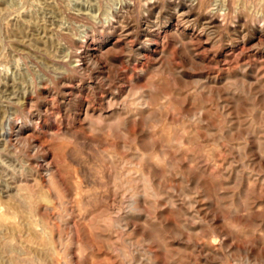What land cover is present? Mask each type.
I'll list each match as a JSON object with an SVG mask.
<instances>
[{
  "label": "rangeland",
  "instance_id": "374dc122",
  "mask_svg": "<svg viewBox=\"0 0 264 264\" xmlns=\"http://www.w3.org/2000/svg\"><path fill=\"white\" fill-rule=\"evenodd\" d=\"M198 9L191 0H159L146 10L149 17L156 13L147 25L153 35L144 36L140 17L138 26L127 24L126 30L87 46L108 59L100 83L119 81L117 91L128 100L120 112L101 107L107 92L93 101L83 84L77 91L76 83H70L63 95L41 94L45 135L38 133V138L54 132L63 136L49 154L51 165L44 164L34 174L37 187L27 217L34 228L25 225L14 205L0 206V244L15 241L5 249L4 264H120L109 251L114 237L105 231L118 190L132 184L131 190L138 193V180L148 189L164 182L178 186L184 176L195 178L209 196L222 189L220 195L237 210L251 209L254 215L238 218L247 236L226 243L238 264H264V221L257 213L264 207V32L243 24L239 15L221 30L218 18ZM128 43L132 48L124 56L120 50ZM144 44L151 48L145 50ZM193 44L203 69L171 76L161 93V78L170 73L169 56L181 68L186 63L181 49L192 52ZM140 90L145 91L137 96ZM86 109L103 125L81 120ZM180 139L183 147L174 143ZM198 207L207 209L208 204ZM163 215L167 223H175L169 209ZM121 219L120 224L128 226ZM135 223L129 228L133 234ZM149 252L161 255L155 246Z\"/></svg>",
  "mask_w": 264,
  "mask_h": 264
},
{
  "label": "clouds",
  "instance_id": "9594fccd",
  "mask_svg": "<svg viewBox=\"0 0 264 264\" xmlns=\"http://www.w3.org/2000/svg\"><path fill=\"white\" fill-rule=\"evenodd\" d=\"M158 2L0 0V206L14 205L25 218L27 227L34 228L27 219L34 199L32 190L37 187L34 174L44 164L51 165L49 154L63 136V133L54 132L49 133L47 139L38 138V133L39 137L45 135L42 131L45 106L40 103L41 94L63 95L62 90L66 91L70 83H76L77 91L83 84L93 93V101L100 92H107L101 107L120 112L128 100L122 98L123 91H117L119 81L100 83L106 66H110L108 59H101L87 46L106 39L113 32L126 30L127 24L138 26L140 17H144V36L153 35L148 32L147 25L156 13L149 17L146 10ZM191 3L193 7L199 5L201 14L218 18L221 30L239 15L243 24H251L258 32H264V0H191ZM130 8L134 9L131 13ZM143 47L148 50L151 45ZM215 47L216 44L213 50ZM131 48V43L126 44L121 54L127 56ZM194 49L195 44L192 52L182 47L186 63L181 68H177L174 57L169 56L170 73L161 78L158 89L161 93L171 76L203 69ZM143 91H137L136 95ZM80 119L90 126L104 123L87 109ZM174 143L183 147V139ZM189 164L196 169L195 164ZM136 185L138 193L127 184L118 190L117 206L111 222L105 226L107 234L114 237L109 241V251L120 264H148L149 260L151 264H157L158 260L159 264H201V259L204 264H238L226 242L236 241L240 235L247 236L239 219L254 215L250 208L237 210L231 201L220 195L222 189H216L209 196L205 188L195 183V178L187 176L178 186H168L164 182L156 189H148L143 180L136 181ZM260 198L264 199V190ZM205 202L207 209L198 207ZM164 209L171 211L175 223H167ZM201 211H204L203 216ZM157 212L161 215L157 216ZM257 213L264 221V207L258 208ZM121 218L129 222L127 227L120 224ZM133 222H137L135 234L129 231ZM173 243L179 246L172 247ZM12 244L14 240L0 244V264H4L5 249ZM153 246L161 253L160 257L149 252ZM247 247L245 245V249ZM11 255L15 256L16 252L12 251Z\"/></svg>",
  "mask_w": 264,
  "mask_h": 264
},
{
  "label": "bare ground",
  "instance_id": "6f19581e",
  "mask_svg": "<svg viewBox=\"0 0 264 264\" xmlns=\"http://www.w3.org/2000/svg\"><path fill=\"white\" fill-rule=\"evenodd\" d=\"M185 12V11H184ZM242 84V83H241ZM213 88V87H212ZM240 88H242V87H240ZM234 90V89H233ZM248 90V89H247ZM247 93V92H246ZM149 97V96H148ZM143 100V99H142ZM139 101V100H138ZM140 102V101H139ZM139 102L137 103V104H139ZM142 103H143V101H142ZM142 103H140L141 105H144V104H142ZM227 104V103H226ZM140 106V105H139ZM138 107V106H137ZM141 107H143V106H141ZM144 109V108H143ZM225 114V113H224ZM241 125V124H240ZM239 125V126H240ZM252 127V126H251ZM250 127V128H251ZM239 128V127H238ZM249 128V129H250ZM253 129H255V128H253ZM252 133V132H251ZM264 139V138H263ZM228 140V139H227ZM257 140V139H256ZM264 145V144H263ZM262 145V146H263ZM261 149V148H260ZM141 155V154H140ZM264 157V156H263ZM194 160V159H193ZM216 164V163H215ZM261 168V167H260ZM47 170H50V167H49V169H47ZM50 172V171H49ZM51 173V172H50ZM47 174H49V173H47ZM238 175H240V174H238ZM143 176V175H142ZM155 176V175H154ZM236 176V175H235ZM51 177V176H50ZM140 177V176H139ZM145 177V179H146V176H144ZM151 178L152 179H154L155 177H153V175L151 176ZM48 179H49V177H48ZM222 179V178H221ZM239 179H241V177L239 176ZM53 181H54V179H53ZM48 182H49V180H48ZM145 182V181H144ZM130 183H131V181H130ZM152 184V183H151ZM132 185V184H131ZM130 185V186H131ZM54 186V185H53ZM151 187V186H150ZM135 190V189H134ZM55 191V190H54ZM58 191V190H57ZM139 191V190H138ZM60 193V192H59ZM55 195V194H54ZM234 202V201H233ZM49 203V202H48ZM232 203V202H231ZM255 204V203H254ZM239 205V204H238ZM253 205V204H252ZM256 205V204H255ZM240 207V206H239ZM53 208V207H52ZM50 209V208H49ZM113 211V210H112ZM122 220V219H121ZM244 222V221H243ZM127 223V222H126ZM127 227V226H126ZM244 227V226H243ZM60 242V241H59ZM61 245V244H60ZM61 247H62V245H61ZM43 249V248H42ZM101 251V250H100ZM50 257V256H49ZM150 261V260H149ZM46 262V261H45Z\"/></svg>",
  "mask_w": 264,
  "mask_h": 264
}]
</instances>
